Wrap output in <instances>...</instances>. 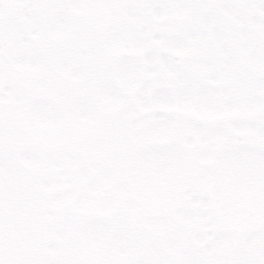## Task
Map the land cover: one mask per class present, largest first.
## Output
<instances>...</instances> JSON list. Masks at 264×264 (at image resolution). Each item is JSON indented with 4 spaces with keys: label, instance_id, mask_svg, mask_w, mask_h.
I'll return each mask as SVG.
<instances>
[{
    "label": "snow or ice",
    "instance_id": "obj_1",
    "mask_svg": "<svg viewBox=\"0 0 264 264\" xmlns=\"http://www.w3.org/2000/svg\"><path fill=\"white\" fill-rule=\"evenodd\" d=\"M0 264H264V0H0Z\"/></svg>",
    "mask_w": 264,
    "mask_h": 264
}]
</instances>
